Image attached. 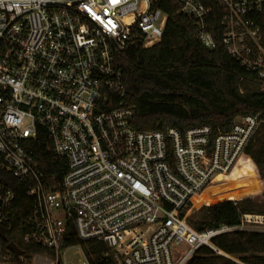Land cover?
Listing matches in <instances>:
<instances>
[{
  "label": "built area",
  "instance_id": "obj_1",
  "mask_svg": "<svg viewBox=\"0 0 264 264\" xmlns=\"http://www.w3.org/2000/svg\"><path fill=\"white\" fill-rule=\"evenodd\" d=\"M221 16V42L264 90V0H0V168L30 182L33 229L26 241L52 250V264H93L82 242H102L114 264H187L202 247L230 260L215 239L264 233V214L198 230L191 196L228 175L259 125L236 115L210 125L139 130L119 58L160 42L171 11L188 17L204 47L217 42L207 20ZM46 137L66 167L45 175L35 142ZM16 192L0 184V225ZM80 258L69 263V251ZM0 264H15L12 251ZM23 264H29L24 254Z\"/></svg>",
  "mask_w": 264,
  "mask_h": 264
},
{
  "label": "trees",
  "instance_id": "obj_2",
  "mask_svg": "<svg viewBox=\"0 0 264 264\" xmlns=\"http://www.w3.org/2000/svg\"><path fill=\"white\" fill-rule=\"evenodd\" d=\"M171 17L160 42L151 47L135 46L119 58L127 90V102L136 107L134 126L139 130L210 125L227 130L239 114H256L259 125L254 140L243 152L232 171L216 184L214 181L201 193L190 197L188 204L201 206L202 218L189 219L198 230L237 224L241 213L260 211L252 197L264 195V90L254 75L227 52L221 42L222 25L218 9L207 20L217 46L208 49L197 40L191 20L171 11ZM40 170L45 175L62 171L64 159H56L46 137L35 142ZM0 184L16 192L12 219L4 224L7 241L0 237V251L9 253L7 244L14 242L24 251L30 264L37 254L52 255L46 246L26 241L33 229L34 202L29 196L30 182L21 181L0 168ZM186 211L183 212V214ZM71 243H81L93 264H114L102 253L108 248L102 243L82 242L76 238L75 227ZM215 243L240 262L214 254L202 247L187 264H264V233L235 231L222 234ZM15 264H23L11 254Z\"/></svg>",
  "mask_w": 264,
  "mask_h": 264
},
{
  "label": "rangeland",
  "instance_id": "obj_3",
  "mask_svg": "<svg viewBox=\"0 0 264 264\" xmlns=\"http://www.w3.org/2000/svg\"><path fill=\"white\" fill-rule=\"evenodd\" d=\"M223 178V177H222ZM222 178H220L216 184H218ZM252 200V201H251ZM249 201H251V204L253 206H257L260 207V211L259 210H255L252 213H256V214H264V195H257L252 197ZM201 206H193L192 208L189 207L186 208V214L188 215V220H200L202 218V212H200L201 210ZM80 252L78 249H72L71 251H69V263L71 262H75L78 261V259L81 257L80 256ZM44 256H46L45 254H37L33 257V262H31L30 264H52L50 259L45 258ZM235 260L240 262L239 258L235 256ZM3 264V263H2ZM10 264V263H8Z\"/></svg>",
  "mask_w": 264,
  "mask_h": 264
},
{
  "label": "water",
  "instance_id": "obj_4",
  "mask_svg": "<svg viewBox=\"0 0 264 264\" xmlns=\"http://www.w3.org/2000/svg\"><path fill=\"white\" fill-rule=\"evenodd\" d=\"M0 237L4 239L5 241L8 240L6 233H5V228L4 226L0 225ZM7 248L13 252L14 256L16 259H19L20 256L24 254V251L19 248L14 242H9L7 244Z\"/></svg>",
  "mask_w": 264,
  "mask_h": 264
}]
</instances>
